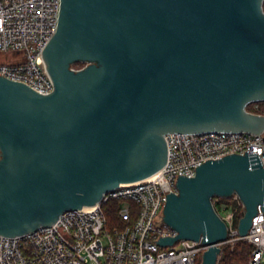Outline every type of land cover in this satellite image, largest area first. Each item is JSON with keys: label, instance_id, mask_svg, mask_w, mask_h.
Wrapping results in <instances>:
<instances>
[{"label": "water", "instance_id": "water-1", "mask_svg": "<svg viewBox=\"0 0 264 264\" xmlns=\"http://www.w3.org/2000/svg\"><path fill=\"white\" fill-rule=\"evenodd\" d=\"M43 58L49 93L0 74V235L156 174L168 133L264 131L247 109L264 101V0H62ZM176 185L163 218L177 234L157 242L202 241L201 264L228 237L215 197L239 196L240 235L264 213L259 153L207 159Z\"/></svg>", "mask_w": 264, "mask_h": 264}, {"label": "built area", "instance_id": "built-area-1", "mask_svg": "<svg viewBox=\"0 0 264 264\" xmlns=\"http://www.w3.org/2000/svg\"><path fill=\"white\" fill-rule=\"evenodd\" d=\"M61 2L0 0V52L10 56L0 60V74L43 93L53 91L43 49L57 31ZM165 139L166 164L152 177L121 183L96 205L65 211L53 224L20 235H0V264H201L207 249L202 241L157 242L161 236L177 234L163 218L167 194L178 192L179 174L194 176L196 167L210 158L247 151L259 153L264 166V131L171 132ZM220 198L224 197L213 202L228 226V237L220 246L244 240L252 246L249 264H264L261 204L248 233L240 235L235 210ZM230 198L244 209L237 194ZM111 200L119 202L121 222L109 227L103 204Z\"/></svg>", "mask_w": 264, "mask_h": 264}, {"label": "trees", "instance_id": "trees-1", "mask_svg": "<svg viewBox=\"0 0 264 264\" xmlns=\"http://www.w3.org/2000/svg\"><path fill=\"white\" fill-rule=\"evenodd\" d=\"M85 63L83 62H75L73 66L82 67ZM249 111L254 113H262L259 110L253 109L252 107L247 108ZM217 197L213 199L215 201ZM221 201H224L232 206L235 210V224L238 226L240 218L244 214V209L242 206L238 205L236 201L232 202V198H220ZM118 205L119 202L117 200H111L103 204V210L105 212L107 218V225L112 227L114 225L120 224L121 220L118 216ZM252 246L244 241L240 240L236 242L233 246L229 244H224L222 246V251L220 253V258L218 264H249V258L251 255Z\"/></svg>", "mask_w": 264, "mask_h": 264}, {"label": "rangeland", "instance_id": "rangeland-1", "mask_svg": "<svg viewBox=\"0 0 264 264\" xmlns=\"http://www.w3.org/2000/svg\"><path fill=\"white\" fill-rule=\"evenodd\" d=\"M9 59H10L9 53H7V52L6 53L0 52V60L7 61ZM74 68H81V67L74 66ZM248 106L249 107H252L253 109L259 110L262 113H264V101H261V102H252ZM248 106H247V108H248ZM219 258H220V255H219ZM219 258H218V261H219Z\"/></svg>", "mask_w": 264, "mask_h": 264}, {"label": "bare ground", "instance_id": "bare-ground-1", "mask_svg": "<svg viewBox=\"0 0 264 264\" xmlns=\"http://www.w3.org/2000/svg\"><path fill=\"white\" fill-rule=\"evenodd\" d=\"M152 176H153V175H152ZM152 176H151V177H152ZM86 207H88V206H86Z\"/></svg>", "mask_w": 264, "mask_h": 264}]
</instances>
